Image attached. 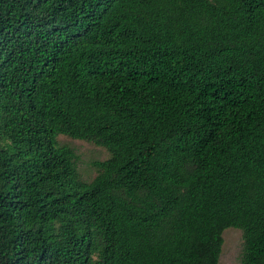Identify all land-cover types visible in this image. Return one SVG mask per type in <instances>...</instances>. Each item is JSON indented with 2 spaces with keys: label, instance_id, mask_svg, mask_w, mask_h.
<instances>
[{
  "label": "trees",
  "instance_id": "obj_1",
  "mask_svg": "<svg viewBox=\"0 0 264 264\" xmlns=\"http://www.w3.org/2000/svg\"><path fill=\"white\" fill-rule=\"evenodd\" d=\"M228 228L264 264V0H0V264H219Z\"/></svg>",
  "mask_w": 264,
  "mask_h": 264
},
{
  "label": "rangeland",
  "instance_id": "obj_2",
  "mask_svg": "<svg viewBox=\"0 0 264 264\" xmlns=\"http://www.w3.org/2000/svg\"><path fill=\"white\" fill-rule=\"evenodd\" d=\"M59 146H66L73 150L76 156V169L79 178L86 183L91 182L98 173L97 163L109 159V153L85 141L58 136ZM223 245L219 264H240L243 252L242 233L238 229L228 228L223 232Z\"/></svg>",
  "mask_w": 264,
  "mask_h": 264
}]
</instances>
